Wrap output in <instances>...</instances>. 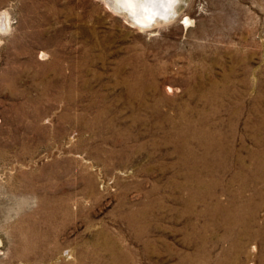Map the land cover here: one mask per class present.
<instances>
[{"label": "rangeland", "instance_id": "374dc122", "mask_svg": "<svg viewBox=\"0 0 264 264\" xmlns=\"http://www.w3.org/2000/svg\"><path fill=\"white\" fill-rule=\"evenodd\" d=\"M105 1L0 0V264H264V0Z\"/></svg>", "mask_w": 264, "mask_h": 264}, {"label": "bare ground", "instance_id": "6f19581e", "mask_svg": "<svg viewBox=\"0 0 264 264\" xmlns=\"http://www.w3.org/2000/svg\"><path fill=\"white\" fill-rule=\"evenodd\" d=\"M109 1H105V4H108L110 7V9H112L114 12L122 15L124 17V19L126 21H128V23L131 26H136L140 29H144L148 24H150L152 22V20L156 17V16H165L167 13H171V9L173 4H175V2H179V0H110ZM111 3V4H110ZM149 3L155 4V6H150ZM180 3V2H179ZM107 5V6H108ZM180 8V6L178 7ZM108 9V8H107ZM182 9V8H181ZM111 10V11H112ZM179 10V9H178ZM7 17V15H5ZM187 20H185L186 22ZM188 22V21H187ZM4 18L2 17V15H0V29L3 28L4 29ZM156 25H159L161 23L159 22H155ZM7 25V24H6ZM1 31V30H0ZM3 31V30H2ZM6 31V30H5ZM19 54V53H18ZM21 55V54H20ZM17 57V56H16ZM15 57V58H16ZM155 90V89H154ZM14 92V91H13ZM43 100V99H42ZM17 108V107H16ZM19 108V107H18ZM38 112V111H37ZM98 118V117H97ZM100 119V118H99ZM99 124V123H97ZM192 136V135H190ZM196 136V135H193ZM207 136V135H206ZM200 138V137H199ZM198 138V139H199ZM205 138V137H204ZM196 139V140H198ZM206 139V138H205ZM209 140V139H208ZM200 141V140H199ZM212 141V140H211ZM210 141V142H211ZM208 142V141H207ZM209 142V143H210ZM201 143V142H200ZM211 144V143H210ZM207 146V145H206ZM211 146V145H210ZM212 147V146H211ZM213 148V147H212ZM190 149V148H189ZM189 149H185L182 150V155L179 158L180 162L183 163V165L187 166L189 169V173L193 172L192 168H190L188 166V161L190 159V151ZM209 149V148H208ZM191 150V149H190ZM208 151V150H207ZM212 151V150H211ZM194 153V152H192ZM206 153V152H205ZM224 155V154H223ZM195 157V156H194ZM197 157V156H196ZM199 158V157H198ZM194 161V160H192ZM210 163V162H209ZM193 165V164H192ZM191 165V166H192ZM208 165V164H206ZM205 165V166H206ZM196 166V163H195ZM201 166V165H200ZM211 166V165H210ZM203 167V166H202ZM194 168V167H193ZM198 169V168H197ZM213 171V170H212ZM209 173V172H208ZM216 175V174H215ZM191 176V175H190ZM213 177V176H212ZM239 177V176H238ZM197 178V177H196ZM199 178V177H198ZM197 178V180H198ZM186 179V178H185ZM240 179V178H239ZM189 184L194 182V178H187L186 179ZM212 180V179H211ZM244 180V179H243ZM248 182V179L247 181ZM199 183V182H198ZM214 183V182H213ZM243 183V182H242ZM250 183V182H249ZM200 184V183H199ZM233 184V183H232ZM251 184V183H250ZM230 185V184H229ZM228 185V186H229ZM246 185V184H245ZM185 186V185H184ZM182 186V187H184ZM201 186V184H200ZM227 186V185H226ZM181 187V188H182ZM199 187V186H198ZM242 187V186H241ZM246 187V186H245ZM186 188V187H185ZM227 188V187H226ZM231 188V187H230ZM184 189V188H183ZM185 190V189H184ZM230 191V190H229ZM236 191V190H235ZM242 191V190H241ZM260 191V190H259ZM213 192V191H212ZM209 193V192H208ZM231 195V205L230 208H233L232 210H227L223 209L218 206V210L224 212L225 214V218H224V223L225 224H221L222 226L226 227V231L227 233H231L233 234L237 239L239 237V232L241 230H245L247 232L243 233V235L246 237L251 236L250 233V223L249 220H254V217L256 216V208L258 207V205H255L259 202H264V197L257 193L255 195L252 196H248L249 198L244 200V197L242 198V195L240 194H235ZM230 196V195H229ZM261 204V203H260ZM229 205V204H228ZM225 208V207H224ZM255 215V216H254ZM229 221H231L233 224H229ZM194 228V227H192ZM203 228H205V226H203ZM209 228V227H208ZM235 230H237L235 232ZM234 231V232H233ZM259 231V230H258ZM260 231H262V233L264 234V229H260ZM191 232V231H190ZM260 234V233H259ZM258 234V235H259ZM248 236V237H249ZM196 237V236H195ZM202 244L204 245V248L206 247V243L208 242L207 240V235H206V229L202 230V234L197 233V237L196 239H200ZM240 238V237H239ZM190 240V239H189ZM197 241V240H196ZM237 241V240H236ZM192 242V241H191ZM239 243V242H238ZM202 246V245H201ZM241 247V246H240ZM106 247H104L105 249ZM255 248V247H254ZM99 249V244L94 243L93 244V248L91 249V251L93 253L97 252ZM200 249V248H199ZM237 248V244H235L234 250L230 253L229 252V258L226 262V264H232V263H236L238 260V256L235 254V250L238 251ZM253 249V247H252ZM243 250V249H242ZM256 250V249H255ZM241 251V250H240ZM199 254V253H198ZM235 254V255H234ZM202 255V259L200 261V264H206V262L208 261V254L205 253V250L203 249V251L201 252ZM233 255V256H232ZM89 257V255H87ZM254 258V257H253ZM84 258L82 257V260ZM191 259V258H189ZM85 260V259H84ZM198 261V260H197ZM93 263H96V260H93Z\"/></svg>", "mask_w": 264, "mask_h": 264}, {"label": "water", "instance_id": "95a60500", "mask_svg": "<svg viewBox=\"0 0 264 264\" xmlns=\"http://www.w3.org/2000/svg\"><path fill=\"white\" fill-rule=\"evenodd\" d=\"M109 2H111L110 0H107ZM111 4V3H110ZM150 6H155V4H152V3H149ZM178 5H179V2H175V4H173L172 6V9H171V13H167L165 16H156L152 22L150 24H148L144 29L147 30V29H150L152 28L154 25H156L155 22H159V23H168L172 20H174L177 16V13H178Z\"/></svg>", "mask_w": 264, "mask_h": 264}]
</instances>
